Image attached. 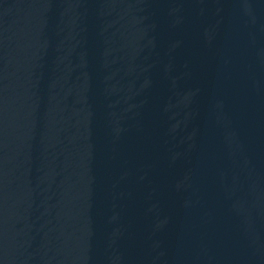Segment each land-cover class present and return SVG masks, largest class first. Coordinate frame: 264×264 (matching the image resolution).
Here are the masks:
<instances>
[{"label":"water","instance_id":"obj_1","mask_svg":"<svg viewBox=\"0 0 264 264\" xmlns=\"http://www.w3.org/2000/svg\"><path fill=\"white\" fill-rule=\"evenodd\" d=\"M0 264H264V0H0Z\"/></svg>","mask_w":264,"mask_h":264}]
</instances>
